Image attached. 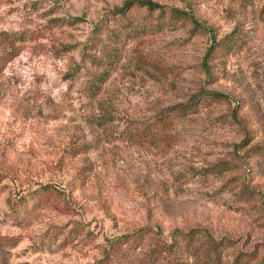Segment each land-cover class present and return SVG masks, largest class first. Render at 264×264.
Listing matches in <instances>:
<instances>
[{
	"label": "rangeland",
	"instance_id": "1",
	"mask_svg": "<svg viewBox=\"0 0 264 264\" xmlns=\"http://www.w3.org/2000/svg\"><path fill=\"white\" fill-rule=\"evenodd\" d=\"M126 1L0 0V264H264V0Z\"/></svg>",
	"mask_w": 264,
	"mask_h": 264
},
{
	"label": "trees",
	"instance_id": "2",
	"mask_svg": "<svg viewBox=\"0 0 264 264\" xmlns=\"http://www.w3.org/2000/svg\"><path fill=\"white\" fill-rule=\"evenodd\" d=\"M144 8L147 12H154L158 11L159 15L163 14L164 8L157 6L156 4L151 3L148 0H129L126 1L123 4L122 8L114 10L118 15L123 16V13L125 10H129L130 8ZM169 17L173 19H190L188 14L186 13H181L176 10H168ZM191 24L192 21L190 20ZM213 46L208 49V53L211 52ZM11 55L7 59L10 58ZM13 57V56H12ZM104 81V76L103 73L100 75H93L92 79L90 82L85 84L82 88V92L84 96L88 98H93L95 97L98 92H99V86L102 84ZM206 96L211 98V99H220L223 98L224 96L216 93H206ZM195 98H192L188 103L186 104H178L176 105L173 110L176 113L177 116H187L194 114L196 111V105L194 104ZM252 155H258L262 158H264V149L262 147H254L252 149ZM193 235L192 232H189L186 236L182 235L181 239L179 242L185 247V245H190L191 243V236ZM136 238V237H135ZM133 238L132 241L128 240V237H123L117 241L116 246H110L109 249H111L112 254L111 256L105 255L104 260L99 262V264H127V259L125 258L126 255H130V253H133L134 250L137 248L136 239ZM135 241V243H134ZM214 243H211V245L207 244L206 249L204 250V259L203 261L206 262V264H219V258L218 255L214 249ZM163 253H169L168 247L167 246H160L156 247L155 249H152L144 254H142L141 260L138 262V264H150V263H158L159 259L162 258ZM117 259V263L115 261H112V258ZM211 259V260H210Z\"/></svg>",
	"mask_w": 264,
	"mask_h": 264
}]
</instances>
